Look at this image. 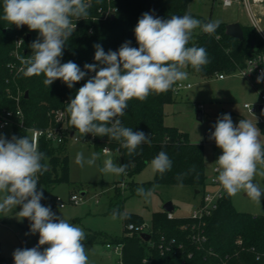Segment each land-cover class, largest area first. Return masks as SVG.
Returning a JSON list of instances; mask_svg holds the SVG:
<instances>
[{"label":"trees","instance_id":"16d2710c","mask_svg":"<svg viewBox=\"0 0 264 264\" xmlns=\"http://www.w3.org/2000/svg\"><path fill=\"white\" fill-rule=\"evenodd\" d=\"M89 4V15L83 19L74 20V32L66 43L61 63L73 61L86 71V76L74 84L72 88L61 80H55L49 87L43 84L44 76L25 77L18 57L31 56L30 45L40 39L38 31H30L27 26L17 28L0 18V119L5 112L16 114L19 106L23 113L21 120L13 116V126L6 137L13 135L21 137L30 135L29 130L47 129L59 126L56 123L55 112L63 111L67 115L66 126L68 135L63 144L54 146L52 142L42 138L39 151L46 154L47 171L38 174V191L43 192L41 204L50 206L56 215L58 205L49 194L61 184H71L69 156L67 143L72 133L78 131L70 125V116L66 111L67 104L94 72H87L85 64L95 61V47L99 44L107 53L118 51L126 41L130 46L138 47L134 29L144 13L154 17L169 19L173 15L193 14L189 12L192 0H85ZM3 15V0H0V17ZM202 22L209 20L199 19ZM244 39L238 40L226 34V24L220 23L215 33L206 34L200 30L193 34L189 46L206 49L208 63L200 71L189 66V74L198 75L203 79H213L218 74L232 75L241 68L253 54L264 51V43L253 26H242ZM26 34L21 48L17 43L21 35ZM255 47L252 48V42ZM17 51L18 56L15 55ZM174 86L167 92L151 93L144 101L132 99L128 102L125 114L118 119L123 126L133 131H143L151 139V144L143 143L132 155L121 146L120 141L107 136H93V148L96 153H102L108 148L112 154H118L120 165L128 164L125 176L132 177L140 172L161 151L167 153L172 161V168L163 175L156 173L155 180L144 185L127 183L132 195L138 187L145 189L153 185H179L178 175H183V185L201 189L207 187V175L204 162L203 144L191 142L189 135L175 126L165 123V106L175 100ZM19 92L22 94L18 97ZM28 92V97L25 93ZM175 94V95H174ZM23 122V126L21 123ZM193 166L195 170L193 171ZM110 199L107 214L112 215L114 209L123 211V191L116 190ZM130 217V215H129ZM132 217V216H131ZM31 222L25 218L24 226L29 228ZM144 224L141 218L126 219L125 231L122 236H112L104 232L86 233V245H119L121 244V261L125 264H142L145 259L149 264H262L256 260L257 254H264V215H253L240 212L234 207L230 196L225 194L223 200L213 214L203 222L190 217L169 218L168 213L158 211L153 213L149 230V240L141 237L142 233L129 231L128 225ZM199 235L201 242L193 237ZM242 245H238V241ZM38 243H34L33 247ZM41 247V251L43 247ZM0 264H14L10 258L0 257Z\"/></svg>","mask_w":264,"mask_h":264},{"label":"clouds","instance_id":"9594fccd","mask_svg":"<svg viewBox=\"0 0 264 264\" xmlns=\"http://www.w3.org/2000/svg\"><path fill=\"white\" fill-rule=\"evenodd\" d=\"M88 9L85 0H3L0 18L17 28L27 26L42 37V41L37 39L30 45L31 56L18 57L22 65L20 72L25 77L43 75V84L47 87L59 79L72 88L84 79L86 71L73 61L61 63V57L75 30L74 20L87 17ZM220 23L219 20L202 22L190 14L161 19L144 13L134 29L138 47H132L131 42L126 41L118 51L106 53L101 45H94V59L98 63L85 64L84 69L95 75L67 104L70 125L81 136L90 133L120 141L129 155L141 144H151L148 135L123 126L118 117L125 114L130 100L144 101L151 93L167 92L173 85L187 80L189 73L185 69L189 66L200 71L208 63V56L205 48L189 46L194 30L200 28L212 35ZM260 82H264V69L257 76V83ZM214 129L210 139L222 152L215 161L216 180L228 196L243 192L251 201L260 204L264 189L254 179L264 177L261 131L246 119L234 125L230 114L219 117ZM99 158L100 153L93 152L85 160L83 152H78L75 163L81 167L85 163L92 166ZM46 159V154L39 151L34 135H13L7 139L0 133V213L6 214L20 206L17 215L31 222V234H39L36 246L17 248L13 252L14 264H89L84 230L57 217L50 206L41 204L44 197L37 188L38 174L47 171V164L42 163ZM150 167L153 173L163 175L171 170L172 161L161 151L151 160ZM127 168L128 164L120 165L108 158L103 161L100 172L121 175L126 174ZM177 180L183 187V175H178ZM157 187H138L136 194L148 200ZM112 219L130 217L114 209Z\"/></svg>","mask_w":264,"mask_h":264},{"label":"rangeland","instance_id":"374dc122","mask_svg":"<svg viewBox=\"0 0 264 264\" xmlns=\"http://www.w3.org/2000/svg\"><path fill=\"white\" fill-rule=\"evenodd\" d=\"M188 9L196 19L219 20L226 25L240 23L242 26H250L252 23L248 12L242 5L227 8L222 6L220 0H192ZM260 27L264 32V23H260ZM200 30L197 28L194 33ZM25 35L19 38L22 40V45ZM181 82L191 84V88L182 89L176 95L174 94V102L165 106V123L186 132L191 142L203 144L205 170L207 182H209L214 176L215 161L220 152L215 141L210 139L211 133L215 130L214 124L219 117L230 114L234 125H238L241 119L256 124L261 131L260 140L264 143V124H258L243 107L246 103L258 106L259 97L246 78L235 74L226 75L224 80L216 77L203 79L198 75L189 74L188 79ZM21 94L19 92L18 97ZM199 111L203 114L202 121L197 119ZM11 130V127H8L0 133L6 138ZM68 142L70 143L67 146V154L72 183L56 186L49 196L55 199L59 194L65 200L71 194H79L82 197L77 205L68 204L63 209L58 207L56 216L63 217L70 223L81 227L85 233L104 232L119 237L124 234L125 220H113L112 215L107 214L110 199L115 196L116 190L123 191V197H121L123 211L130 215L131 219L141 218L148 226H150L153 213L162 211L164 205L169 202L175 207V217H190L201 202L202 192L196 193L201 189L188 185L180 187L179 185L159 184L148 200L142 196L132 195L129 191H125L128 188L127 183L144 185L155 180L156 173H153L150 163L132 177L123 178L122 174L101 173L100 168L103 167V161L108 158L120 164L118 154H100V158L94 165L89 166L85 163L81 167L75 163L76 154L83 152L87 160L95 152L93 146L88 143H77L71 139ZM254 182L264 189V177L256 176ZM208 189L206 187L204 190ZM84 191L87 194L82 196ZM231 199L237 211L264 215V198L260 204H256L241 192L236 196H231ZM19 211L20 206H17L16 209L6 214L0 213V257L13 259L12 254L17 248H31L34 243H38L39 234H31L30 226L29 228L23 227L25 218L17 215ZM85 247L88 250L89 264H121V255L115 250L114 245L111 248L104 244L86 245Z\"/></svg>","mask_w":264,"mask_h":264},{"label":"built area","instance_id":"2783aa9c","mask_svg":"<svg viewBox=\"0 0 264 264\" xmlns=\"http://www.w3.org/2000/svg\"><path fill=\"white\" fill-rule=\"evenodd\" d=\"M220 3L223 7H233L235 5H242L250 16V20L252 21V26L256 30L257 34L259 35L260 39L264 43V32L260 27V23L258 18L255 14L254 7L263 5L264 0H220ZM22 40H19L17 43V48H21ZM15 55L18 56L17 51ZM264 69V51L258 52L253 54L249 57L245 64L239 68L235 75H240L246 78L252 87L256 90L258 97H259V105L253 106L252 104L246 103L243 105L244 109L248 112L249 115L253 116L258 124H264V113L262 108H264V82L257 83V76L260 74L261 70ZM232 74V75H234ZM227 74H218L216 78L220 80H224ZM94 75H92L93 77ZM191 84H184L182 82H178L174 86V92L177 94L182 89H190ZM18 110L16 114L11 111L5 112L2 118L0 119V131L5 130L8 127L13 126L12 118L16 115L21 120L23 119V113L19 106V98H17ZM202 108V106H200ZM258 112V114H257ZM56 123L60 124L59 126L49 127L47 129H30L29 132L31 135H34L38 144L42 138L53 143L54 146H59L64 143L66 136L68 135L69 131L66 126L67 115L63 111H57L54 114ZM23 126V122L21 123ZM73 136H70V139L77 143H88L93 145L94 137L92 135L85 134L83 136L73 133ZM75 137V138H74ZM107 149L105 152L104 150ZM220 150V149H219ZM103 155H110L112 154L108 148H104L102 150ZM222 154L221 150L219 152V156ZM218 173L214 169V176L208 182L207 188L208 190H204L202 192L201 202L191 215L193 220L199 221V223L203 222V219L211 216L213 212L218 208L219 203L223 200L225 196V192L222 186L216 180V176ZM55 202L59 208H65L68 204H79L82 200V197L79 194H71L67 200H65L62 196H56ZM169 218H173V214H168ZM134 225V224H131ZM129 231H135L138 233H146L149 229L147 224H142L140 226L134 225V227L129 228ZM193 239L196 242H201L203 239L199 235L194 236ZM238 245H242V241L239 240ZM108 248H111L112 245H107ZM122 245L114 246L116 251H119L120 255L122 252ZM256 260L260 263L264 264V254H257ZM121 264H125L120 260ZM142 264H149V260L145 259Z\"/></svg>","mask_w":264,"mask_h":264},{"label":"water","instance_id":"95a60500","mask_svg":"<svg viewBox=\"0 0 264 264\" xmlns=\"http://www.w3.org/2000/svg\"><path fill=\"white\" fill-rule=\"evenodd\" d=\"M226 34L232 38L238 39V40H243L244 39V30L243 27L240 23H231V24H227L226 25ZM256 42L253 41L252 42V48L255 47ZM25 97H28V92L25 93ZM262 111L264 113V108H262ZM197 119L199 121L203 120V114L201 111L198 112L197 114ZM74 134L72 133L71 136H73ZM196 193L198 194L199 191L197 190ZM86 193L82 192V196H85ZM163 211L168 213V214H173L175 211V207L172 205V203H167L164 205L163 207ZM141 237L144 238L145 240H149L150 239V235L147 233H142Z\"/></svg>","mask_w":264,"mask_h":264},{"label":"crops","instance_id":"0c3cea01","mask_svg":"<svg viewBox=\"0 0 264 264\" xmlns=\"http://www.w3.org/2000/svg\"><path fill=\"white\" fill-rule=\"evenodd\" d=\"M254 11H255V14L258 18L259 23H264V4L259 5V6H255ZM250 26H252V23L250 24ZM69 143L70 142H68L67 146H69ZM85 193L87 194V192H85ZM56 196H61V195L58 194ZM173 216H174V213H173Z\"/></svg>","mask_w":264,"mask_h":264}]
</instances>
